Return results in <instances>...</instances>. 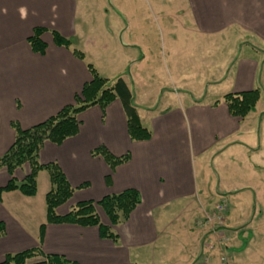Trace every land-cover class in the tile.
Here are the masks:
<instances>
[{"label":"crops","instance_id":"0c3cea01","mask_svg":"<svg viewBox=\"0 0 264 264\" xmlns=\"http://www.w3.org/2000/svg\"><path fill=\"white\" fill-rule=\"evenodd\" d=\"M78 1L0 0V156L15 141L13 122L27 129L75 104L92 80V64L102 77L122 76L129 84L151 139H131L117 98L105 110L93 105L80 112L77 135L62 144L46 141L39 162H57L74 188L69 208L58 209L61 214L78 202L99 201L128 188L140 192L141 203L127 221L113 226L117 241L101 237L98 226L49 223L46 196L52 183L48 171L40 170L35 196L19 190L0 194V262L7 254L40 246L47 254L65 255L78 264H243L253 261V255H264V218L251 213L264 192V109L242 118L230 113L228 93L216 100L187 98L177 85L185 72L179 74L178 65L182 71L187 57L175 47L179 36L188 33L200 42H232L226 61L216 62H227L223 68L230 76L225 78L233 84L229 93L260 89L257 106L264 91V0H184L182 16L188 15L190 26L160 29L171 47L164 46L163 58L151 47V13L118 11L107 37L99 41V62L89 57L87 48L97 41L87 39L82 47L73 43L80 30ZM37 27L46 29L44 54L33 51L28 41ZM52 31L71 40V46L57 45ZM75 50L85 58H78ZM162 63L166 72H176L169 77L174 85L161 86L157 105H163L157 108L137 80L145 83L152 73L160 74ZM100 146L118 157L129 154L130 159L112 169L103 157L92 154ZM201 167H211L219 176L247 178L243 185L200 189ZM29 170L25 164L15 177L22 180ZM9 180L7 169L0 167V187ZM218 205L226 207L223 223L206 222L205 216ZM97 213L103 224L111 225L102 208L97 207ZM219 254L224 256L216 258Z\"/></svg>","mask_w":264,"mask_h":264},{"label":"trees","instance_id":"16d2710c","mask_svg":"<svg viewBox=\"0 0 264 264\" xmlns=\"http://www.w3.org/2000/svg\"><path fill=\"white\" fill-rule=\"evenodd\" d=\"M46 31L43 27H37L28 41L33 51L44 54L47 48L42 39V34ZM54 41L59 46L69 48L71 40L65 38L57 31H52ZM74 54L84 59V53L78 50ZM92 74V80L87 82L82 93L76 97V103L67 105L57 114L50 116L46 120L27 129L22 128L17 122L12 126L16 131L15 141L11 147L0 156V167H5L10 175L8 184L0 187V194L4 191L19 190L26 196L37 194V175L40 170L48 171L52 188L46 196L47 221L49 223H72L81 226H98L100 235L103 238L118 240L117 233L113 226L127 221L132 211L141 203L140 192L135 188H128L122 192L108 194L99 201H81L61 215L58 208L70 200L74 193V188L68 182L64 172L57 162L41 164L39 162V152L46 141L55 144H62L67 138L77 135L80 121L78 114L93 105H99L103 110L115 99H120L127 115L128 132L133 140H149L152 132L145 127L139 117L137 106L134 103L133 92L125 79L120 76L115 80L102 77L97 69L88 64ZM260 98V89L241 93H228L225 101L229 111L233 116L245 117L256 106ZM93 155L101 156L112 169L127 162L130 155H113L108 148L100 146L96 148ZM28 164L29 172L22 180L15 177L17 169ZM97 207L103 209L108 216L111 225L101 222ZM4 225L0 223V234ZM41 257V260L33 259ZM0 264H78L68 259L65 255L47 254L42 247L25 250L19 253L7 254Z\"/></svg>","mask_w":264,"mask_h":264},{"label":"rangeland","instance_id":"374dc122","mask_svg":"<svg viewBox=\"0 0 264 264\" xmlns=\"http://www.w3.org/2000/svg\"><path fill=\"white\" fill-rule=\"evenodd\" d=\"M186 6L187 3H185L184 0H151V2L150 0H79L76 20L80 30H78L77 38L73 39V43L77 47H82L87 39L88 41L90 39L97 41L96 44L89 42L87 48L89 57L99 62L101 57L99 41L105 40L107 37L106 31L111 29L115 21L118 19L116 17L117 12L135 10L138 12V15L143 16H147V14L151 13V47L153 52L157 51L159 57H165L163 54L164 46L167 50L171 47L168 40H162V32L160 29L169 27L181 28L183 27V23L188 24L187 21L190 20L188 15L182 16V10H184ZM177 12H181V14L177 15ZM176 15L178 18H175ZM114 17L116 19H114L115 21L112 20ZM168 37L169 36L165 33V38ZM179 37L181 40L175 45V47L179 52L181 51L185 58L187 57V62L181 64L182 71H180V66L178 65V73L180 74V72H182L183 74V72H185L182 75L183 77L181 78V81H179L180 84L177 85L185 91L187 98L206 97L210 100H216L224 97L226 93H229L233 88V84L230 77L225 78L226 76H230V74L227 75V70H224L223 68L224 63L227 62H216V60L220 59L226 61L228 52L230 49L232 50V42H228V40L222 45H220V43L218 44V39L200 42L189 33L183 34ZM171 66L173 67V63H171ZM160 67L161 68L158 71H161V73H157L156 75L155 73H152L151 79L145 78L147 82L145 81L144 83L142 79L137 80L138 84L142 82L138 87L140 91L143 89V92H149V97L151 96V104L155 105L157 108L162 107L161 105H163V102H161L160 105H157L162 93L160 90L161 86L163 87L164 85V87H170L174 85L173 80H170L169 77L176 72L173 68L171 74L169 71L166 72L163 63ZM158 90H160V94H156ZM261 96L262 97L257 106L251 112L264 109V91ZM253 117L254 115H251L249 118L252 119ZM244 166L248 165H243V167ZM201 170L202 172L199 171V174L197 175L200 189L207 185H228V183H234L233 185H243L245 183L243 179L247 178V175L240 176L242 179L239 176H237V178L230 176L226 177L222 174L219 176V174L211 167H203V169L201 167ZM247 183H249V181ZM261 197L262 199L257 203V206H252V208L251 206H248L247 208H251L252 214L257 212L258 214H261L259 218H264V192ZM68 202L69 201L60 207L64 206V210L68 209ZM222 216L225 218V212ZM193 228L195 229L194 225ZM178 239H180L179 236ZM174 241L176 242L177 240ZM259 246L260 245H256V247ZM258 252H260V250ZM162 254V252L158 253L159 256ZM217 256L220 258L224 256V254L216 255V258ZM253 258H255L253 261H245L243 264H264L263 262H260L264 261V255L259 253V256L253 255ZM38 260H41V257L33 259V261ZM156 260L159 261V258L157 257ZM169 263L170 262H167L165 264ZM226 263H230V261Z\"/></svg>","mask_w":264,"mask_h":264},{"label":"built area","instance_id":"2783aa9c","mask_svg":"<svg viewBox=\"0 0 264 264\" xmlns=\"http://www.w3.org/2000/svg\"><path fill=\"white\" fill-rule=\"evenodd\" d=\"M225 205H218L215 208V211L212 214H207L205 217L206 222L215 223L219 222L220 224L223 223V216L222 214L225 212Z\"/></svg>","mask_w":264,"mask_h":264}]
</instances>
